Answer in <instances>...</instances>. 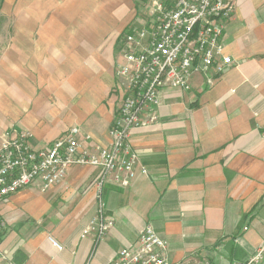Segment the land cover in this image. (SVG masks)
Here are the masks:
<instances>
[{
    "label": "crops",
    "instance_id": "obj_1",
    "mask_svg": "<svg viewBox=\"0 0 264 264\" xmlns=\"http://www.w3.org/2000/svg\"><path fill=\"white\" fill-rule=\"evenodd\" d=\"M6 3L15 37L0 44V135L26 131L39 150L79 128L87 151L108 148L123 98L118 41L144 3ZM224 26L234 64L212 87L198 73L189 92L165 88L157 122L132 132L148 175L100 185V169L73 166L47 191L36 181L0 202V264H112L148 226L175 264L245 263L256 254L264 243V0H234ZM100 197L113 228L98 242L84 233Z\"/></svg>",
    "mask_w": 264,
    "mask_h": 264
},
{
    "label": "built area",
    "instance_id": "obj_2",
    "mask_svg": "<svg viewBox=\"0 0 264 264\" xmlns=\"http://www.w3.org/2000/svg\"><path fill=\"white\" fill-rule=\"evenodd\" d=\"M146 20L123 38L121 61L117 64L119 86L123 91L121 105L110 129L112 143L96 153L87 151L79 128H72L44 149L31 145V134L15 130L0 135V202L28 188L36 181L47 191L62 182L73 166L100 169L98 184L113 177L125 185L139 176H147L139 166V157L129 140L136 129L157 122L161 93L165 88L191 91L195 74L207 77L210 87L234 64L224 53L221 38L225 22L231 18L234 0H148ZM99 209L87 227L84 237L95 235L104 240L113 223L105 216V204L99 198ZM6 223L0 215V238ZM51 244L62 246L53 238ZM264 243L247 262L262 264ZM112 264H175L169 258L168 243L151 226L136 243L119 252ZM179 264H213L204 259H189Z\"/></svg>",
    "mask_w": 264,
    "mask_h": 264
},
{
    "label": "rangeland",
    "instance_id": "obj_3",
    "mask_svg": "<svg viewBox=\"0 0 264 264\" xmlns=\"http://www.w3.org/2000/svg\"><path fill=\"white\" fill-rule=\"evenodd\" d=\"M5 2H2L1 4V0H0V44H13V41H14V37H15V34H14V21H13V16H12V10L11 9H7L8 7V4L9 3H6V0H4ZM144 7L143 11L145 13H143V16L145 17L144 20H146V10H145V7L147 5H142ZM134 27H140L139 25L136 24L133 25ZM131 27V26H130ZM128 27L126 29L129 30ZM127 33V32H126ZM125 36V33L121 35L120 37V40L118 41L119 44L123 43L122 42V38H124Z\"/></svg>",
    "mask_w": 264,
    "mask_h": 264
},
{
    "label": "trees",
    "instance_id": "obj_4",
    "mask_svg": "<svg viewBox=\"0 0 264 264\" xmlns=\"http://www.w3.org/2000/svg\"><path fill=\"white\" fill-rule=\"evenodd\" d=\"M143 3H144V5H146L147 3H148V0H141ZM2 2H4V0H1V4H2ZM137 6H138V16H137V18H136V20L134 21V24L133 25H135L136 26V24L137 25H140L141 23V20H143L145 17L143 16V13H144V11L143 12H141L139 9H140V4L138 3V4H136ZM144 15H145V13H144ZM131 26L130 28H129V30H127V31H125L124 33H125V35L126 34H128L133 28H134V26ZM127 32V33H126ZM123 33V34H124ZM122 41H123V38H122Z\"/></svg>",
    "mask_w": 264,
    "mask_h": 264
}]
</instances>
